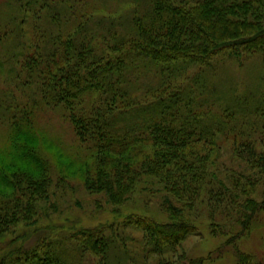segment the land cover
I'll return each mask as SVG.
<instances>
[{"label":"trees","instance_id":"obj_1","mask_svg":"<svg viewBox=\"0 0 264 264\" xmlns=\"http://www.w3.org/2000/svg\"><path fill=\"white\" fill-rule=\"evenodd\" d=\"M109 1L3 3L0 69L25 88L27 121L7 118L19 106L8 91L0 115L14 131L12 150H0V264H84L88 256L113 264L111 225L57 236L36 227L55 181L50 153L30 131L42 107L73 124L85 153L71 165L90 194L121 207L142 188L163 193L166 220L126 221L143 233L146 256L205 264L232 249L235 264H264V251L240 247L264 216V0ZM255 54L263 63L255 88H217L221 65ZM199 207L211 233L228 239L189 258L183 245L202 234L191 217Z\"/></svg>","mask_w":264,"mask_h":264},{"label":"rangeland","instance_id":"obj_2","mask_svg":"<svg viewBox=\"0 0 264 264\" xmlns=\"http://www.w3.org/2000/svg\"><path fill=\"white\" fill-rule=\"evenodd\" d=\"M0 0V15L7 9ZM116 0L108 3L112 5ZM1 19V18H0ZM221 69L213 76L215 85L223 89L233 87L236 92L241 93L255 88L257 76L263 71L262 59L258 54L244 57L243 62L237 60L221 65ZM6 69H0V99L6 96L9 98L11 92L15 95L18 103L11 104L7 118L16 117L22 126H26V121L21 117V108L25 95V88L16 81L13 85L6 81ZM18 84V85H17ZM23 90V91H22ZM22 103V104H21ZM16 114V115H15ZM0 115V150L11 151L12 141L10 139L12 129L9 121H5ZM33 124L32 130L35 136L40 137L41 147L47 148L50 153V163L53 165L54 185L50 190V197L42 201L41 214L36 227L42 231L51 233V236L60 235L62 232H75L81 227L98 226L100 224L111 225L115 229L113 233L117 245L112 250L113 264H158L156 256H146L143 253V233L133 229L126 224L128 217L136 214L140 216H155L160 220H166L168 214L160 208L164 198L163 193L157 186L142 188L135 193L130 201L121 207H114L107 203L106 199L100 195L90 194L84 186L83 180L74 172L71 159L81 160L84 158V145L79 141L73 124L65 117L59 109L42 107L36 109L30 117ZM83 150V151H82ZM228 164L231 159L230 152L223 149L221 152ZM77 164V162L75 163ZM65 172L67 178L62 180L60 176ZM97 200H100L99 203ZM208 211L199 207L193 215L202 234L191 235L184 243L183 250L188 253L189 258L208 256L211 251L216 250L228 239V235L214 236L211 233L208 220ZM35 227V228H36ZM264 237V216L255 226L253 233L243 239L240 247L251 253L261 255L264 251L262 239ZM125 250L130 253L129 259ZM127 251V253H128ZM232 249L224 258L207 261L205 264H235L236 258ZM84 264H95L96 258L88 256ZM181 264H187L184 261Z\"/></svg>","mask_w":264,"mask_h":264}]
</instances>
